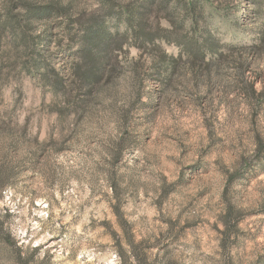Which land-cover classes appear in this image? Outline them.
Here are the masks:
<instances>
[{
    "label": "rangeland",
    "instance_id": "rangeland-1",
    "mask_svg": "<svg viewBox=\"0 0 264 264\" xmlns=\"http://www.w3.org/2000/svg\"><path fill=\"white\" fill-rule=\"evenodd\" d=\"M158 1L87 86L83 28L124 18L0 0V264H264V0H199L194 65L192 0Z\"/></svg>",
    "mask_w": 264,
    "mask_h": 264
},
{
    "label": "trees",
    "instance_id": "trees-1",
    "mask_svg": "<svg viewBox=\"0 0 264 264\" xmlns=\"http://www.w3.org/2000/svg\"><path fill=\"white\" fill-rule=\"evenodd\" d=\"M101 7L103 10L113 12V15L117 12L119 17L124 18L126 23V32L119 34L117 31L110 34L107 27L104 24L98 26H88L83 28L82 31V42L83 46L80 50V57L88 68H76L74 71L78 74V79L81 83L92 86L102 77L104 71V65L108 55L111 53V47L116 45L119 40L128 41L127 37L131 34L136 40L139 36H143V43L152 42V39L145 33V24L147 19L154 11L160 12L162 5L166 7V3L157 0H144L142 3H137L135 0L128 6L116 8L111 0H101ZM194 2V4H193ZM199 0H192L188 6H183V11L191 13L192 21L190 23V29L192 31L191 38L184 43H179L177 46L186 54L191 65L203 62L205 56L209 53H216L221 45L215 40L212 33L207 32L203 36H196L197 32L200 31L198 19H196V6ZM155 5V8H153ZM186 13V12H185ZM188 14V13H186ZM195 15V16H194ZM205 33V32H203ZM212 34V35H211ZM200 39V40H199ZM259 43L264 46V24L259 30ZM120 47V45H119ZM104 58V64L101 63V59Z\"/></svg>",
    "mask_w": 264,
    "mask_h": 264
},
{
    "label": "clouds",
    "instance_id": "clouds-1",
    "mask_svg": "<svg viewBox=\"0 0 264 264\" xmlns=\"http://www.w3.org/2000/svg\"><path fill=\"white\" fill-rule=\"evenodd\" d=\"M75 14H76V12L73 13V15H75ZM257 64L259 65L260 69H264V58H262L260 60H257L256 64L253 65V69L254 70L256 69V67H257L256 65ZM141 75H142V73H141Z\"/></svg>",
    "mask_w": 264,
    "mask_h": 264
}]
</instances>
